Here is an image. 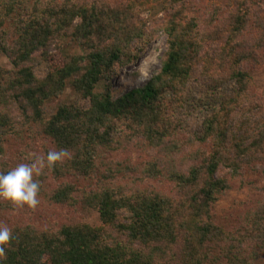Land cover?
<instances>
[{
  "label": "trees",
  "instance_id": "1",
  "mask_svg": "<svg viewBox=\"0 0 264 264\" xmlns=\"http://www.w3.org/2000/svg\"><path fill=\"white\" fill-rule=\"evenodd\" d=\"M247 1L237 0L221 25L201 27L187 15L199 8L195 0H174L148 33L125 4L0 0V50L11 64L0 67V132L6 135L12 127L10 108L16 106L54 150H68L69 158L48 169L54 176L92 179L98 172L103 178L95 185L99 188L84 191L80 199L73 195L78 188L68 183L51 195L56 203L94 208L100 226L66 223L40 228L18 222L9 227L13 238L3 264H254L264 252V194L243 208L231 227L217 223L213 213L214 204L231 187L229 178L238 177L252 163L264 166V97L251 90V74L244 68L249 58L237 42L250 18L254 22L263 18L264 0L255 2L258 10L248 7ZM159 29L167 36V48L155 75L119 95L109 86L95 92L119 62L131 60L134 41L143 45ZM67 39L83 52L49 55L51 45L58 47ZM209 55L221 56L229 68L213 74ZM37 57L50 63L42 79L32 71ZM199 59L208 61L201 73L213 71L206 113L196 135V142L207 144L208 150L191 152L193 162L182 170L165 155L169 146L177 149L181 125L173 116L172 99L163 93H175L177 103H182ZM70 79L89 106H59L45 118L43 105ZM225 84L231 85L227 92L220 89ZM115 133L119 139L127 133L131 140L144 138L158 148L157 158L137 170L132 180L163 179L173 193L123 183L119 173L125 168L107 157ZM222 169L229 178L218 175ZM113 178L122 183H113Z\"/></svg>",
  "mask_w": 264,
  "mask_h": 264
},
{
  "label": "rangeland",
  "instance_id": "2",
  "mask_svg": "<svg viewBox=\"0 0 264 264\" xmlns=\"http://www.w3.org/2000/svg\"><path fill=\"white\" fill-rule=\"evenodd\" d=\"M101 1L112 5H127L148 33L153 28L154 20H161L167 14V11L169 12L172 2H174V0ZM195 2L199 8L192 10L187 15L189 18L195 17L196 23L202 27L208 23H212V25L224 23L237 0H195ZM247 2L248 7L252 8L253 6L258 10L257 5H255L257 0H248ZM260 4L263 18L259 19V22H254L250 18L249 25L245 28L243 34L239 36L237 42L244 46V53L249 58L244 63V68L251 74V90L256 94H263L264 97V5L262 1H260ZM6 41H8L7 46H9L10 40ZM166 48L167 36L161 29L149 35L143 45L138 44V41H134L130 48L133 53L131 60L126 61L125 58L121 63L119 62L114 70L110 72L107 82L101 81L95 92H103L109 86L114 95H119L128 89L142 86L159 71L161 57ZM82 52L83 50L77 43L68 39L58 47L54 44L51 45L49 49V55L60 54L61 57ZM216 57H220L218 61H216ZM209 58L211 70H216L212 71L213 74L220 69L224 72L229 68V62L227 60L221 61V56L209 55ZM208 61L198 60L199 63L193 77L185 85L182 103H177L175 93L167 91L163 93L165 97L172 99L173 116L181 125V130H178L177 149L169 146L170 151H167L165 155H168L167 158L170 164L182 170H185L193 162L191 152L196 151L197 148L208 150L207 144L203 145L196 142V135L201 129L202 116L206 113L204 104L207 100L206 92L209 90L212 74V72L207 73L206 70V73H201L203 64L207 65ZM2 66L11 67V64L7 55L0 50V67ZM31 66L37 79L44 78L50 69L49 61L39 57L31 62ZM220 89L227 92L231 89V85L225 84ZM63 105L77 107L78 109H86L89 106V100L83 98L74 89L71 79L65 82L63 91L59 95L51 97L45 102L42 108L43 116L49 118L57 111L59 106ZM10 115L12 127L9 128L6 135H4V132H0V144L2 145L0 172H7L21 163H30L34 157H43L48 151L54 150L51 141L38 131L39 128L37 130L33 122L25 121L24 113L16 106L10 108ZM117 134L115 133L113 136V139L116 138V142L111 145L113 150L111 149L107 157L111 160H117L121 166L127 168L125 170L119 167L122 171L119 174L122 176V180L125 179L123 183L128 187L153 185L161 190L173 193V189L169 186L170 183L167 184L163 179L147 180L141 176V180H132L137 170L143 168L153 158H157L159 150L157 147L150 146L144 138L136 137L131 140L130 135L127 133L119 139ZM134 164L136 165L135 168H133ZM263 171L264 166L252 163L249 167L244 166L240 175L235 178H229L226 169L218 172V175L228 176L231 187L221 195L213 206L217 223L226 228L235 225L239 221V214L243 211V208L253 206L263 198ZM36 179L41 186L40 204L35 209L27 207L14 209L6 201L0 200V224L10 227L18 222L33 223L40 228L54 227L66 223H85L93 227L101 225L99 215L94 208H88L79 203L69 205L51 200L52 192L66 183L73 184L78 188L73 193L77 199L81 198L84 191L99 188H95V185L99 180L102 182L103 178L98 172L92 179H87L77 174L56 177L48 169H45ZM112 182L115 184L122 183V181L115 178ZM43 188L46 190L45 192L42 190ZM254 264H264V252H260Z\"/></svg>",
  "mask_w": 264,
  "mask_h": 264
},
{
  "label": "clouds",
  "instance_id": "3",
  "mask_svg": "<svg viewBox=\"0 0 264 264\" xmlns=\"http://www.w3.org/2000/svg\"><path fill=\"white\" fill-rule=\"evenodd\" d=\"M66 149L50 150L43 157H34L30 163H21L7 172H0V200L14 209H35L39 204L40 183L36 179L45 169H53L58 162L69 158ZM13 238L12 230L0 224V264Z\"/></svg>",
  "mask_w": 264,
  "mask_h": 264
}]
</instances>
